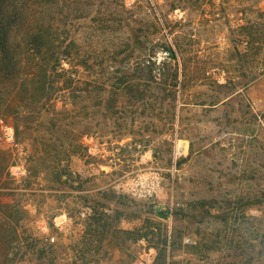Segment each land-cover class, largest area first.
I'll return each mask as SVG.
<instances>
[{"label": "rangeland", "instance_id": "obj_1", "mask_svg": "<svg viewBox=\"0 0 264 264\" xmlns=\"http://www.w3.org/2000/svg\"><path fill=\"white\" fill-rule=\"evenodd\" d=\"M42 10L57 39L80 49L71 61L90 83L77 82L64 115L59 159L72 182L51 188L42 173L37 196L0 195L24 207L27 247L46 249L15 264H136L149 251L152 264H264V50L248 48L264 45V0H55ZM0 126L15 138L12 116ZM6 140L21 177L31 140Z\"/></svg>", "mask_w": 264, "mask_h": 264}, {"label": "trees", "instance_id": "obj_2", "mask_svg": "<svg viewBox=\"0 0 264 264\" xmlns=\"http://www.w3.org/2000/svg\"><path fill=\"white\" fill-rule=\"evenodd\" d=\"M54 1L0 0V117L12 116L14 143L24 145L30 139L33 149L23 157L28 162L25 174L17 177L11 171L17 164L14 148L2 141L0 131V195L37 196L32 180L40 178L42 173L49 176L51 188L57 183L72 182L69 164L63 165L59 159L66 148L64 115L73 112L77 82L85 85L90 82L78 79L79 73L71 61L77 46L73 43L63 45L57 39L58 31L51 21L47 24L44 20L42 9ZM248 48L258 55L264 45L254 40ZM174 51L172 47H166L167 60L176 58ZM77 52L80 54L79 48ZM64 61L71 68L64 67ZM79 64L86 70L93 69L88 59H82ZM177 78L176 69L174 79ZM130 84L128 80L120 81L114 88L118 90ZM59 101L62 102L60 107ZM74 152V140H70L65 154L67 159ZM24 210L20 202L0 200V264H15L24 260L30 251L37 260L45 254L46 249L35 242L27 247L25 241L28 239L18 233L17 226L23 219ZM161 214L166 216L163 211ZM11 218L15 220L11 226L14 233H5L3 226L10 223Z\"/></svg>", "mask_w": 264, "mask_h": 264}, {"label": "built area", "instance_id": "obj_3", "mask_svg": "<svg viewBox=\"0 0 264 264\" xmlns=\"http://www.w3.org/2000/svg\"><path fill=\"white\" fill-rule=\"evenodd\" d=\"M2 128H3V132L1 131L2 141L5 143V140L7 139L6 141H12L14 143L15 140L12 139V131H10L11 130L10 127H2ZM8 146H10V145H8ZM152 262H153V256H152L151 251H149V252H145L141 256V258L136 261V264H152Z\"/></svg>", "mask_w": 264, "mask_h": 264}]
</instances>
